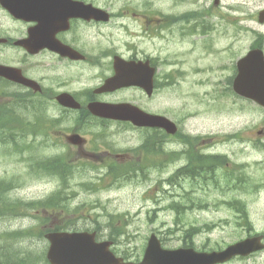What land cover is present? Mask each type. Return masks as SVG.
I'll return each instance as SVG.
<instances>
[{
	"label": "flooded vegetation",
	"instance_id": "af4514ba",
	"mask_svg": "<svg viewBox=\"0 0 264 264\" xmlns=\"http://www.w3.org/2000/svg\"><path fill=\"white\" fill-rule=\"evenodd\" d=\"M244 4V0H0V64L15 68L14 73L22 74L41 86L31 88L0 76L2 144H17L16 150L20 151L21 158L27 157L31 170L47 176L51 173L103 174L98 178L99 184L92 183L93 192L106 187V180L111 183L121 171L142 176L158 173L156 183L159 186L164 188L168 185L171 190L186 189L187 197L178 204H171L177 214H182L183 208L184 211L210 213L212 202L203 200V196L199 195L214 187L235 185L241 194L245 192L259 198L264 194V127L258 129L253 138L255 141L251 142V146L259 147L263 152L259 160L261 171L256 178L251 174L241 175L232 184L230 178L233 174L224 170V164L228 163L226 156L214 152L208 138L195 136L181 118H172L179 130L170 134L161 127H141L131 121L99 117L89 108L95 102L128 103L148 113L167 115L163 109L153 108L149 100L161 89L178 85L180 79L187 75V70L165 71L166 61L167 65L182 68L181 61H177L175 56H166V39L177 35L179 43H189L194 47L199 36L201 39L211 35L215 12L227 13L226 17H229L228 12L244 13ZM235 16L236 20L240 18V14ZM246 19H251V16ZM252 19L264 26V6L256 11ZM248 27L256 29L255 41L242 56L253 48L264 51V30ZM147 44H150L149 47ZM192 47L189 51L193 50ZM125 67H138V73L146 76L153 69V93L149 94L140 86L101 91L106 81L118 70L123 72ZM233 70L237 71V61L233 63ZM87 73L93 79L88 81L92 87L82 86ZM97 79L101 82L93 84ZM129 90L141 95L132 97L129 94L130 98L120 96ZM65 93L76 99L81 107L64 105L60 97ZM256 104L261 110L263 106L258 102ZM91 122L103 132L89 133ZM125 131H132L136 136L130 134L122 138ZM115 134L121 135L110 139ZM48 148L57 152L36 155L37 150ZM57 188L52 193L55 196L48 201L49 207L43 211L47 218L70 215L71 208H74L70 202L76 199L78 193L71 192L69 185L61 180ZM163 188L161 190L166 191ZM241 194L232 203L239 204L237 209L244 206L240 211V217L244 218L247 217L249 201L243 200ZM250 202L256 203L257 200ZM0 204L2 215L8 219L22 214L21 205L11 197H1ZM261 204L264 205V199ZM75 209L77 211L71 213L73 227L80 220L89 222L80 231L95 233L99 242L110 241V249L126 261L134 264L143 261L149 238L145 245L127 246L123 251L117 249L120 243L117 236L123 235L126 231L122 229L131 225L133 220L129 212H117L110 200L103 201L101 198ZM95 211L98 213L90 214ZM258 211L264 213V207ZM118 228L121 234H117ZM172 229L167 228L165 233L161 229L155 232L163 247L169 250L189 248L195 253L221 252L234 242L257 236L263 243L260 250L248 256L236 255L228 261L209 264L264 263V230L255 227L242 229L245 234L235 235L232 241L221 238L213 242L208 235L202 243L195 239L196 234L191 231L192 239H187L186 235L180 244L169 245L165 236H170ZM215 229L217 227L208 232L216 233ZM221 229L229 233L235 231Z\"/></svg>",
	"mask_w": 264,
	"mask_h": 264
},
{
	"label": "rangeland",
	"instance_id": "374dc122",
	"mask_svg": "<svg viewBox=\"0 0 264 264\" xmlns=\"http://www.w3.org/2000/svg\"><path fill=\"white\" fill-rule=\"evenodd\" d=\"M233 1L239 0H230V2ZM244 1V13L228 12L229 17H226L227 13L215 12L211 35L201 39L199 36L194 47L189 43H179L177 35L166 39L164 44L166 56L169 54L175 56L177 61H181L182 68L167 65L166 61L165 71L181 70L185 72L184 70H187V75L180 79L178 85L161 89L149 101L153 108L163 109L169 117L181 118L198 138H208L209 143L212 142L214 145L213 151L226 156L228 163L224 164V170L235 172L237 178L244 174H251L253 178H256L262 169L259 160L262 158L263 152L259 150V147L251 146V142L257 135V130L264 127V114L257 111L253 102L231 92L228 82L231 76L235 75L233 63L242 57V53L248 50L255 41L256 29L248 26L264 30L263 25L252 19L256 11L264 6V0ZM238 14H240V18L236 20L235 15ZM250 16L251 19H246ZM150 44L146 46L149 47ZM190 47L193 50L189 51ZM90 78L91 76L87 73L86 79L84 78L87 81H82V86L92 87V84L90 85L88 82L93 80ZM98 82H101L100 79H97L93 84H99ZM129 94L132 97L141 95L137 91L129 90L120 96L130 98ZM96 131L103 132L101 128L94 127V123L91 122L88 132ZM130 134L133 137L136 136V133H132V131H125L122 138H127ZM119 135L121 134L111 135L110 139H117ZM227 135L230 137L228 138ZM242 138H246V140ZM25 142H29V140H25ZM15 145L0 144V179L11 184L6 196L11 197L15 202L21 204L23 201H38L34 205L35 211L29 208L21 210L28 214L33 211L36 216L22 215L12 219H0V234L20 230L32 232V235L18 240L16 243L11 239H2L0 242H5L8 251L30 254L36 264H48L45 258L49 243L44 236H41L42 231L56 224L73 221L74 217L71 214L73 208H71L70 215L64 217L51 219L44 215L43 211L46 207L43 209L40 204L43 205L44 200L59 189L57 188L58 180L39 171H32L31 164L26 160L27 157L21 158L20 151L15 148L17 144ZM55 152H57L56 149L48 148L47 150H37L36 155L45 156V154ZM102 175L98 172L76 173L70 183L74 187L79 185L80 188H75L78 196L70 203L76 208L77 206H86L94 202L96 198H101L103 201L110 200L115 211L129 212L133 220L131 225L124 228V232H126L117 236L120 241L117 248L119 251L126 250L127 246L145 245L152 228H160L164 230V233L167 228H174L170 230V236H165V240L167 244L176 245L180 244L186 235L187 239H192L191 231L194 235L196 234L195 239L199 243H202L208 235L211 236L213 242L221 238L232 241L236 237L235 235L245 234L242 229L249 228L248 220L253 227L264 230V213L258 211L264 207L261 204L264 194L255 198L245 192L241 194V190L235 185L225 188L214 187L199 195L203 196V200L212 202L210 213L200 210L184 211L183 208L182 214H177L171 204L173 202L178 204L177 202L185 199L187 197L186 189L171 190L168 185H164V188L159 186L156 183L158 173H150L143 177L132 176L129 179L125 178L113 183L106 180V187L98 188L97 190H100L96 192L85 190L80 186L81 182L98 180L97 178ZM235 181L236 179L230 178L232 184H235ZM95 182L99 183V180ZM161 188L166 191L163 192ZM161 193L166 195L163 200L157 197ZM239 194L243 200L249 201L248 211H246L249 219L246 217L243 220L240 217V211L244 209V206L237 209L234 204H229L240 196ZM146 197L149 199L147 200ZM250 200H257V202L251 203ZM39 205V209L43 210H36ZM95 213L98 212L90 214ZM41 217L47 221L43 222L44 220L39 219ZM151 217H153L152 221ZM115 219L117 221V218ZM88 224L90 223L80 220L71 230H82ZM214 227H217L216 233L208 232ZM222 227L235 231L232 233L222 231ZM43 254L44 257H42Z\"/></svg>",
	"mask_w": 264,
	"mask_h": 264
},
{
	"label": "water",
	"instance_id": "95a60500",
	"mask_svg": "<svg viewBox=\"0 0 264 264\" xmlns=\"http://www.w3.org/2000/svg\"><path fill=\"white\" fill-rule=\"evenodd\" d=\"M260 61L262 64L259 63ZM238 67L239 73L234 81L235 90L241 95L259 101L264 105V61L262 51L259 49L251 51L247 57L238 62ZM15 70V68L0 65V75L33 85L31 80L21 74L14 73ZM117 80L122 81L120 85H140L149 91L151 89V75H141L136 71L128 70L121 72L118 70L117 76L108 80L106 87H109L113 81L115 83ZM60 101L65 105L79 106L68 95L60 97ZM90 108L96 114L128 119L140 126L159 125L167 128L171 126L170 131L175 132V127H172L173 123L168 119L162 116H156L155 118V116L151 117L146 113L135 111V109H128V105L93 103L90 105ZM94 236V233L90 234L87 232L49 233L47 237L52 244L47 257L53 264H134L125 262L123 258L115 256L109 250L110 243H97L94 240ZM257 247L254 239H248L231 246L224 253L219 254L218 257L223 255L230 257L237 253L248 254ZM194 257L195 254L191 249H163L160 240L153 234L149 240L144 259L139 264H194ZM204 259L199 257V260L203 261Z\"/></svg>",
	"mask_w": 264,
	"mask_h": 264
},
{
	"label": "trees",
	"instance_id": "16d2710c",
	"mask_svg": "<svg viewBox=\"0 0 264 264\" xmlns=\"http://www.w3.org/2000/svg\"><path fill=\"white\" fill-rule=\"evenodd\" d=\"M1 127V126H0ZM10 185V184H8ZM7 184L5 183V181L1 180L0 179V197H4L6 195V192H7ZM56 229H59V228H56ZM28 261V258L25 259L24 257L22 259H20V263L21 264H25V262Z\"/></svg>",
	"mask_w": 264,
	"mask_h": 264
}]
</instances>
